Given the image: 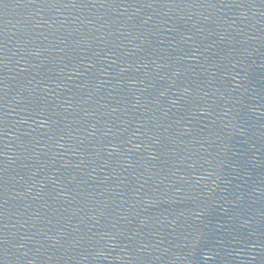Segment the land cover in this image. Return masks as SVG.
Here are the masks:
<instances>
[{
	"label": "water",
	"instance_id": "obj_1",
	"mask_svg": "<svg viewBox=\"0 0 264 264\" xmlns=\"http://www.w3.org/2000/svg\"><path fill=\"white\" fill-rule=\"evenodd\" d=\"M0 264H264V0H0Z\"/></svg>",
	"mask_w": 264,
	"mask_h": 264
}]
</instances>
